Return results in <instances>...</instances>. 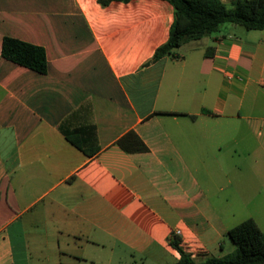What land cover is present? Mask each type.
Wrapping results in <instances>:
<instances>
[{"label": "crops", "instance_id": "obj_1", "mask_svg": "<svg viewBox=\"0 0 264 264\" xmlns=\"http://www.w3.org/2000/svg\"><path fill=\"white\" fill-rule=\"evenodd\" d=\"M173 21L168 0H0V264H174L173 237L203 260L264 231V28L153 60Z\"/></svg>", "mask_w": 264, "mask_h": 264}, {"label": "trees", "instance_id": "obj_2", "mask_svg": "<svg viewBox=\"0 0 264 264\" xmlns=\"http://www.w3.org/2000/svg\"><path fill=\"white\" fill-rule=\"evenodd\" d=\"M111 0H101L103 4ZM129 1V0H120ZM174 7V21L168 40L159 46L153 60L173 51L190 40H198L220 29L225 23L244 26L248 30L264 28V0H231L230 6L223 0H168ZM2 57L17 64L46 73L48 60L46 50L16 37L5 36L1 49ZM125 141L132 144L127 145ZM119 144L127 149L146 150L147 146L134 133L129 132ZM235 244V250L227 255L194 259L173 237L171 243L181 252L174 264H264V231L253 218H247L227 231Z\"/></svg>", "mask_w": 264, "mask_h": 264}, {"label": "rangeland", "instance_id": "obj_3", "mask_svg": "<svg viewBox=\"0 0 264 264\" xmlns=\"http://www.w3.org/2000/svg\"><path fill=\"white\" fill-rule=\"evenodd\" d=\"M228 6H230V3H228ZM243 27V26H242ZM243 214V212L240 213V215Z\"/></svg>", "mask_w": 264, "mask_h": 264}, {"label": "built area", "instance_id": "obj_4", "mask_svg": "<svg viewBox=\"0 0 264 264\" xmlns=\"http://www.w3.org/2000/svg\"><path fill=\"white\" fill-rule=\"evenodd\" d=\"M180 232V231H179Z\"/></svg>", "mask_w": 264, "mask_h": 264}]
</instances>
